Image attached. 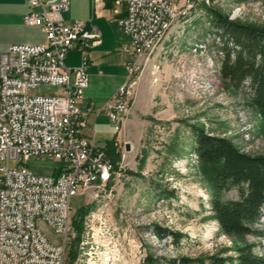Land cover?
I'll return each instance as SVG.
<instances>
[{
  "label": "rangeland",
  "instance_id": "rangeland-1",
  "mask_svg": "<svg viewBox=\"0 0 264 264\" xmlns=\"http://www.w3.org/2000/svg\"><path fill=\"white\" fill-rule=\"evenodd\" d=\"M2 1L0 53L13 43L35 42L44 36L40 27L16 17L21 0ZM87 2L69 0L70 13L82 11ZM208 7L230 19L264 26V0H196L188 11L178 12L155 53L141 59L135 73V84L130 86L135 97L117 133L121 153L116 154L112 141L106 148L116 163L114 169L103 178V186L70 199L65 264H146L149 255L164 262L188 256L204 262L194 264H210L212 256L234 258L244 243L255 244V252L264 256V235L240 239L221 230L211 211L210 169L201 166L194 152V129L200 127L230 139L242 152L264 156V113L250 104L248 89L236 91L221 79L223 40L212 26ZM115 32L110 30L111 38ZM116 34L109 57L115 70L133 59L118 51L127 43L126 34ZM100 80L105 83L95 87L99 95L120 86L116 76L106 74ZM58 92L59 86L51 84H41L36 90L39 94ZM18 163L43 173L57 165L35 156ZM222 197L234 198L236 191ZM83 206L90 209L78 240L72 217ZM258 226L264 229V216ZM40 227L53 241L60 240L47 224ZM159 228L162 235L156 231Z\"/></svg>",
  "mask_w": 264,
  "mask_h": 264
},
{
  "label": "built area",
  "instance_id": "built-area-1",
  "mask_svg": "<svg viewBox=\"0 0 264 264\" xmlns=\"http://www.w3.org/2000/svg\"><path fill=\"white\" fill-rule=\"evenodd\" d=\"M24 22L38 26L46 40L19 42L0 53V264H65L70 226V199L92 187L103 186L109 165H116L106 148L83 134L91 106L82 105L89 86L88 54L77 66L65 56L78 42L90 47L100 42V31L86 20L67 22L69 0H27ZM127 3L117 19L130 38L123 51L128 77L96 112H104L118 133L135 96L137 51L148 38H159L167 21L194 0H117ZM41 84L58 85V94L36 93ZM121 153V142L113 143ZM32 156L57 165L50 173L18 162ZM15 161V165H10ZM47 224L60 238L53 241L40 227Z\"/></svg>",
  "mask_w": 264,
  "mask_h": 264
},
{
  "label": "trees",
  "instance_id": "trees-1",
  "mask_svg": "<svg viewBox=\"0 0 264 264\" xmlns=\"http://www.w3.org/2000/svg\"><path fill=\"white\" fill-rule=\"evenodd\" d=\"M208 11L213 28L223 40L221 79L236 91L248 89L250 104L264 113V26L230 19L213 7H208ZM194 133V152L198 162L210 169L211 211L221 230L240 239L249 235L261 238L264 229L258 224L264 216V156L242 152L230 139L207 133L200 127H196ZM113 148L115 150L114 145ZM108 175H105L106 178ZM231 190L236 191V197H222L223 193ZM89 209L83 206L72 217L78 240ZM156 231L159 235L163 234L160 228ZM173 235L178 236L174 232ZM254 245L244 243L239 246L234 258L212 256L210 264H226L227 260L230 264H264V256L255 252ZM76 254L77 251L72 252L71 258H75ZM197 260L182 256L178 259L166 258L164 262L149 255L146 264H194ZM200 263H204L203 260Z\"/></svg>",
  "mask_w": 264,
  "mask_h": 264
},
{
  "label": "crops",
  "instance_id": "crops-1",
  "mask_svg": "<svg viewBox=\"0 0 264 264\" xmlns=\"http://www.w3.org/2000/svg\"><path fill=\"white\" fill-rule=\"evenodd\" d=\"M21 1L22 2L20 3V8L15 12L16 17L20 20V22L24 20V14L28 10V1ZM0 2L3 1L0 0ZM126 9L127 3L125 1L117 3V0H88L87 3H84V9L82 11H78L77 13L74 12L73 14H71V6L69 5V9L67 11H64L63 13L64 19L67 22H70L74 19L86 20L90 26L97 27L101 33L99 43L90 47H86L82 42H78L77 46L67 53L64 61L65 64L68 66H77L81 63L83 52L87 51V71L90 75V78L92 77V84H90L89 82V86L87 87L86 94L84 95V102L82 105L91 106L92 111L88 113V115L85 117L86 126L83 129V134L87 138L94 140V142L98 146L104 148H107L108 143L110 141L114 143V141L116 139L119 140V138L117 137V133H115L114 131V124L110 120V118L104 112H99L97 114L96 112L102 108L104 100H107L108 98L113 96L117 89L115 91V89L112 88L108 91L102 92L99 95L97 91H95V87L104 86L103 84L105 83V80L100 79L105 78L106 74L107 76H116L119 79V84H122L124 80L128 77V70L126 64L132 59V57L124 61V63H122V66L116 70L114 69L115 67L113 64L111 67L109 64V57L111 54L110 49H113L111 48V46L113 47V44L115 43V40L118 36L116 33H119V31H121L118 27L117 19L126 13ZM35 27L37 28L38 26ZM110 30L116 31L115 33H113V38H111L112 33H110ZM126 37L128 38L126 39V44H128L130 38L128 37V35H126ZM45 40V35H42V37H40L39 39L36 38L35 42L30 43H40L44 42ZM118 51L129 56V53L123 51L122 48H118ZM141 59H143V57L137 56L138 63H140ZM103 67L105 69H103ZM121 77L122 79L120 80ZM97 135H99V137H97L96 139ZM111 136L112 138H110ZM100 137L105 139V142H101Z\"/></svg>",
  "mask_w": 264,
  "mask_h": 264
},
{
  "label": "bare ground",
  "instance_id": "bare-ground-1",
  "mask_svg": "<svg viewBox=\"0 0 264 264\" xmlns=\"http://www.w3.org/2000/svg\"><path fill=\"white\" fill-rule=\"evenodd\" d=\"M196 3V0H194L193 2H188L185 5V10L188 11V9H190L191 7H193ZM178 16V12H176V14H174L172 17H170V19L167 21V26L164 27V33L159 34V38H148V43L144 49V51H137V56L138 57H143V58H148L150 56V54H152L154 52V50L159 47L161 41L163 40V38L165 37V35L167 34L168 30L171 28L173 22L175 21V19ZM141 64L137 62V65H135V73L138 69V66H140ZM129 96L131 95V88H129ZM114 169V165H109V171L108 173H110L112 170ZM110 257H107V260H110ZM94 262L90 261V264H93ZM110 264V263H108Z\"/></svg>",
  "mask_w": 264,
  "mask_h": 264
}]
</instances>
